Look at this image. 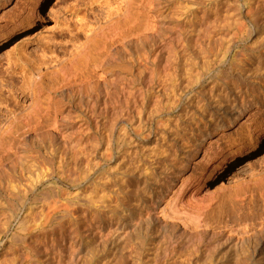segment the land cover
<instances>
[{
  "label": "rangeland",
  "instance_id": "1",
  "mask_svg": "<svg viewBox=\"0 0 264 264\" xmlns=\"http://www.w3.org/2000/svg\"><path fill=\"white\" fill-rule=\"evenodd\" d=\"M19 1L0 0V13L13 8L16 15ZM140 1L130 13L144 11ZM245 1L242 20L244 0H158L162 25L143 44L136 38L142 28L134 29L140 19L120 18L119 31L132 28L133 36L113 42L105 33L87 50L107 76L119 74L105 83L125 84V106L112 110L114 103L97 91L104 83L98 69L81 62L70 70L78 81L96 76L97 90H88L97 99L78 103L70 96L75 85L67 84L57 105L42 104L43 111L58 108L67 127L44 147L21 120L0 137V218L12 223L0 238V264H264V0ZM23 2L29 6L23 19L0 25V124L31 113L36 85L59 81L53 72L58 57L120 0ZM228 38L239 44L223 61L218 54ZM41 43L49 44L45 53L54 66L42 63L24 79L20 67L3 72ZM190 58L193 77L207 66L193 86ZM151 64L159 69L154 77L146 73ZM173 85L180 98L171 105L165 95ZM134 104L143 108L140 119L133 118ZM119 115L129 119L124 147ZM112 120L118 124L114 146L101 158ZM33 169L52 179L20 203L17 192ZM195 196L212 200L206 199L211 208L201 218L187 206ZM99 236L96 251L86 256ZM242 236L247 243L238 241Z\"/></svg>",
  "mask_w": 264,
  "mask_h": 264
},
{
  "label": "bare ground",
  "instance_id": "2",
  "mask_svg": "<svg viewBox=\"0 0 264 264\" xmlns=\"http://www.w3.org/2000/svg\"><path fill=\"white\" fill-rule=\"evenodd\" d=\"M23 1L20 0L19 1L20 3H18L19 5H17V7L19 8V11L16 14L17 16L13 14L14 13L13 12L14 11L13 8H12V10H10V11H12V14H5V12H1L0 13V25L3 24V23L6 24L10 20L12 22H14L13 24L17 25V23H19V21H21L23 19V15L21 14V12L24 11V10H27V8L29 7L27 4H24L25 2H23ZM43 1L44 0H40V2H43ZM140 2H141V4L143 3L142 5H144V7H145V9H143L144 11H142V13H140V11L138 12L136 9H132L133 11L130 13V11L128 10V7L129 6L132 7V5L137 4L138 3L137 0H120V2L118 4H116V5H114L113 8H110L109 13L107 12L108 14L101 21H99L98 23L96 22L97 23L96 25L92 26V28H90L87 32H85L86 34H85V36L82 39H80V40H78L77 42L74 43V45L71 48V50L69 49L67 51V49H68L67 48L65 50L67 52L65 54H63L62 56L58 57V61L59 62L57 63V65L55 64L59 68L57 70L53 69L54 70L53 72L56 73L55 77L57 79H59V81L57 80V84H54V82H52L51 84H48V82H45L46 84H44V82L43 83L42 82L38 83L36 85V87L34 88L35 90L31 92L32 99H33L32 103L34 105L33 106L31 104L32 105L31 113L29 115L26 114L27 116L23 115V117H21V118H20V114H14L13 116H11V115L8 116V118H6L5 121L0 124V137H2L5 134L6 131L13 130V128L16 126V124L19 123V121L21 120V122H23V124L26 127L28 126L27 127V131L31 130V132H33L32 135L34 136V138L36 136L38 137V135L41 136L40 137V139H41V141H40L41 147H44V142L45 141H47L48 139L53 138L55 134H59V131H61L62 129L67 127L69 119L67 120V118L62 114V112L58 108H55L54 110L46 109L45 111H43L42 110V106H43L42 104L44 102L46 104H53V102H55V104H56L57 103L55 101L56 98H58L61 95V93H62L61 89L63 88V86H65L67 84L75 85L74 86L75 95H72L74 93L70 91V93H72L70 96L75 97V98H72V100L76 99L78 103H86V104L88 102H90L91 100H93L94 97H95V100H96L97 96H95V92H94V94H92L88 90V89H91L93 84L95 85V83L97 82V80L94 81V79H93V78L96 79V76H98L97 79H99L100 81L101 80L104 81V83L102 81H101L102 83H99V84H102V85H98V88L96 87L98 90L94 88L96 85L94 87H92V88H94L95 90L98 91L99 94L104 96V100H106V103L107 102L108 103H114V105H116V106H114L112 104L113 105L112 106V110H114L115 107L120 106L121 103L122 104L125 103V104H123L125 106L127 104V101H126L127 99L125 98L124 90L126 91V89L121 88L125 84L123 83L124 85L120 86L117 83H108V82L105 83L106 80H109L110 77H113V76L117 77L119 74H117V76H116V74H114V73L112 74L111 73L109 76H107L104 68L103 69L101 68V67H103V66H101V64H102V62L100 61L101 59L98 60V62L100 61L99 62L100 65H99V63L94 62L95 59L93 61H91L92 59L89 56L90 55L89 52H91V51H88L87 49L90 48L89 46L94 44V42L97 39L101 38L103 36V34H105V33H107L108 36H110L112 38L113 42H115L116 40H118L121 37H124V36L128 37L127 35H129V34L132 35V32H133L132 28H130V30H127V31H124V32L121 30L122 32H120L119 31L121 29L120 27H122L123 25L120 24V23L117 24V20H119L122 17H126V16L132 15V14H133L132 15L133 18L136 17L135 18L136 20L140 19L139 23L136 26H134V29L135 28H137V29L142 28V30L140 29L141 33H140V35H138L139 37L136 36L137 40H140V42L143 44L144 41L147 40V38L154 37L155 34L158 33V29L160 28V26L162 25V22H163L162 21V15H161V9H159V7H158V0H141ZM245 2L246 1L244 0V2H242V4H240V7L242 9V14H241L240 18L242 20L246 19V16H245L246 15L245 14L246 13L245 12L246 11V3ZM136 8H137V6H136ZM241 19H240L241 25L244 26L245 23L242 24L243 22H242ZM238 24H240V23H238ZM2 27L3 28H1V29H4V25ZM238 27L240 29V25ZM241 33H242V31L240 32V35H241ZM240 37L242 38V36H240ZM230 38H231V36H230ZM230 38H228L227 41L224 43V47L222 49H220L221 53L218 54V56H220L219 57L220 60L224 61L226 56H227V54H229V52H231L235 47H237L236 45L239 44V42L235 41V38L234 39H230ZM113 42H112V44H113ZM45 43H47V42H45ZM48 45L49 44H44V43L42 44L41 43L37 47L38 50H35L32 53L26 54V56L25 55H22V56H19V57L17 56L16 57L17 61L14 60L16 62L12 61V62H14L13 64H12V62H11V64L10 63L7 64V66L8 65L9 66L5 67L4 70L2 69L3 72L9 74L10 72L15 71L16 68L18 69V67H20V68H22L21 69V71H22L21 79H24V78H26L29 75L28 73L31 74V71H33L36 68H38V65L40 66L42 63H44V65H46L47 68H49L50 66L52 67V65L55 62H53L54 60L53 61L48 60V58H47L48 55L45 53V49L48 47ZM46 50L49 51V49H46ZM39 51H42V52H40V54H39ZM106 51H104L102 54H104V53L106 54ZM145 54H147V53H145ZM152 54H153V52H152ZM104 55H102V57ZM155 55H156V53H155ZM155 55L153 57H155ZM105 56H107V55H105ZM219 58H217L218 61H219ZM49 59H50V57H49ZM81 62L84 63V65L86 66V69H88V68L90 69V65L93 64L94 65L93 67H96L98 69L96 76L95 75H93L92 77H91V75H88L87 77L84 76L83 78H81V79H84L86 77V79H84V81L83 80L78 81L80 77L78 75H75L74 73H72L70 68L73 67V65L76 66V64L77 65H81L80 64ZM103 62H104V60H103ZM148 63H147V65H148ZM195 65H196V63L193 62V60H191V58H190V60H189V62L187 64L188 68L186 69V71L188 70V76H189V79L191 81L190 86H193V82L197 83L198 81L203 79L205 74H206L205 72H204L205 74H203V72H202V71H204L206 65L203 66L204 64H201V66H199V68H200L199 72L200 73L193 77L192 73L194 72L193 70H194V66ZM206 68H207V66H206ZM147 69H150V67H148ZM157 71L159 72L158 67L156 65H154V66L152 65L151 70L150 71L147 70L146 73H147V75H149V76L152 75V77H154L156 75ZM206 72L210 73V69H208ZM84 73L87 75L88 72L86 73V71H85ZM84 73H83V75H84ZM15 76H13V77H15ZM9 77H11V76H9ZM55 77H54V79H55ZM12 85H13V83H12ZM168 86H170V85H168ZM168 86H166V87L168 89H170V87H168ZM173 86H171L172 89H170L169 92H167L168 89L167 90H165L166 88L164 89V91L167 92V94L165 93L166 95L165 94L164 95L167 96L168 99L167 98L166 99L171 102L170 103L171 105L174 104V102L179 100V98H180V97H177V100H176L175 96L173 95L174 93L172 94V92H175V91L177 92L180 89L179 86H177V85H173ZM75 88H76V90H75ZM142 89L144 90V88H142ZM91 90H93V89H91ZM140 91L142 92L141 88H140ZM140 91H138V92H140ZM146 91L148 92V89ZM164 91H163V93H164ZM139 95H141V94H139ZM144 95L146 96L147 94H144ZM164 95H163V97H164ZM126 97H128V96H126ZM138 98L141 99L140 97H138ZM95 100H93V101H95ZM129 100H130V98H129ZM143 100H146V97L142 98V101ZM142 101H141V103L143 104ZM70 102H72V101H70ZM136 102H138V101H135V103ZM138 103H140V101ZM137 105L138 104L131 105V106H133L132 107V109H133L132 111H134L133 112V118L138 117L140 119L141 111H142L143 108H140L141 106H137ZM33 115H35V116H33ZM115 117L116 116H114V118ZM119 117H121V118H119L118 120L121 121L122 117H124V116L119 115ZM110 122H111L110 125L108 124L110 126V127H108L109 128L108 129L109 132L107 134V140H105L106 142L104 144L105 146H104L101 158H106L110 154V152H112V149H113V146H114V138L116 136L115 131L118 128V124H116L117 120H112ZM121 122H122V125L121 126L119 125V126L121 127V130H123V133H122L123 136L121 134L120 135L122 136L123 140L120 139L121 138L120 135H119L118 139L122 142L120 146L124 147L127 144V136H128V133H127L128 132V128L127 127L129 125V119L125 118ZM69 124H71V123H69ZM142 124H143V122H142V120H140L139 124H138V127H141L140 125H142ZM23 139H25V135H23ZM1 140H3V138L0 139V142H1ZM21 141H23L22 142V145H23L22 149L27 148L28 142H30V140L27 141V139H26V140H21ZM241 154L242 153H239L238 156H240ZM43 172L44 171L42 169H33L32 171H30V174L27 175L26 183L24 182V184L20 186L21 187L20 191L18 189L19 192H17L18 197L17 196L16 197L18 198L17 200L20 203L21 202L24 203L23 199L25 197H27L29 195V193L33 192L37 187L42 186L43 182L44 183L45 182H49L52 179L51 174H46V173L44 174ZM262 178H264V177H262ZM207 196L209 197V195H207ZM207 196H206V198H202L201 197L202 199L201 198H196V196L192 197L193 199L189 200V202L187 203V206L197 210V211L195 210V212L198 214V218H201V215L202 216L205 215V213L207 212L206 210L207 209L210 210V208H211L210 205H208V204L212 200L211 201L209 200L210 197H209V199H207L208 198ZM212 197L213 196H211V198ZM190 198H191V196H190ZM206 199L209 200V201H207L208 204L205 202ZM213 199H214V197H213ZM242 199H244V198L242 197ZM203 203L204 204L206 203V204L204 205ZM182 204H184V203L182 202ZM211 206H212V204H211ZM198 211H199V213H198ZM9 219L10 218H7V217L6 218H4V217L0 218V238H2L4 235L7 234V231L9 230L8 229L9 227L11 228V226H10L11 222H10ZM100 236L99 237H95V238H93L90 241L91 244H90V246L88 248L86 256L89 257L96 251V246L98 245L97 243H98V241L100 242V238H101ZM144 237H146V236L143 235V239H144ZM238 241L241 244L247 243V239L244 238V236L239 237ZM75 256H77V254Z\"/></svg>",
  "mask_w": 264,
  "mask_h": 264
}]
</instances>
